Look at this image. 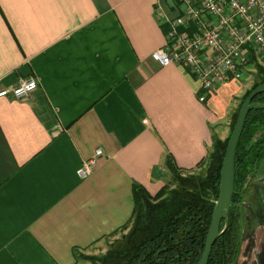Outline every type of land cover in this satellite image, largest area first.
<instances>
[{"label": "crops", "instance_id": "0c3cea01", "mask_svg": "<svg viewBox=\"0 0 264 264\" xmlns=\"http://www.w3.org/2000/svg\"><path fill=\"white\" fill-rule=\"evenodd\" d=\"M178 4L0 0V88L37 81L26 100L0 97V264L81 263L75 248L96 246L129 220L133 183L155 195L171 181L168 154L195 169L212 132L225 139L241 92L229 86L235 80L201 102L188 68L151 57ZM96 148L102 155L80 176ZM247 187L235 264H264V157Z\"/></svg>", "mask_w": 264, "mask_h": 264}, {"label": "trees", "instance_id": "16d2710c", "mask_svg": "<svg viewBox=\"0 0 264 264\" xmlns=\"http://www.w3.org/2000/svg\"><path fill=\"white\" fill-rule=\"evenodd\" d=\"M249 59V63L257 59L253 50ZM256 67L258 80L245 91L232 113L225 139L212 132L210 148L196 165L203 172L178 167L168 154L166 167L173 176L172 185L166 183L155 195H150L142 185L133 183V210L129 220L103 238L120 232L121 235L111 240L101 255L87 256L75 248L76 262L84 259L92 264H198L219 194L225 149L238 111L249 92L264 83V69L257 64ZM252 101L264 103V92ZM263 157L264 108L251 109L236 149L235 188L229 213L221 222L224 230L214 242L207 264H235L246 233L242 202L248 199L247 186L255 181Z\"/></svg>", "mask_w": 264, "mask_h": 264}, {"label": "built area", "instance_id": "2783aa9c", "mask_svg": "<svg viewBox=\"0 0 264 264\" xmlns=\"http://www.w3.org/2000/svg\"><path fill=\"white\" fill-rule=\"evenodd\" d=\"M178 13L166 18L168 29L162 48L151 57L160 65L188 68L199 82L203 102L219 85L241 79L250 50L264 51V0H179ZM37 88L34 78L20 79L0 88V97L26 100ZM102 149L84 160L78 173L91 174Z\"/></svg>", "mask_w": 264, "mask_h": 264}, {"label": "water", "instance_id": "95a60500", "mask_svg": "<svg viewBox=\"0 0 264 264\" xmlns=\"http://www.w3.org/2000/svg\"><path fill=\"white\" fill-rule=\"evenodd\" d=\"M264 92V83L256 85L247 95L240 106L237 118L230 134L224 153L220 171L219 194L215 201L212 217L206 235L205 245L198 264H207L211 248L224 229H221V222L228 216L234 188H235V156L239 139L244 127L247 113L251 109L264 108V103H254L252 100Z\"/></svg>", "mask_w": 264, "mask_h": 264}, {"label": "rangeland", "instance_id": "374dc122", "mask_svg": "<svg viewBox=\"0 0 264 264\" xmlns=\"http://www.w3.org/2000/svg\"><path fill=\"white\" fill-rule=\"evenodd\" d=\"M254 53V51H253ZM254 55L256 56V61L253 63H249L242 71V77L241 79H237L235 81H232L229 86H240L241 87V92L242 91H246L249 88L252 87V85L258 80V69L256 67V64L259 65L260 67H262L264 69V51L261 52H255ZM223 86V85H222ZM221 87V86H220ZM219 87V88H220ZM241 92L236 93V97L232 96L233 98H237V100H235L236 104H239L240 102V94ZM238 106V105H237ZM230 127V126H229ZM229 132V131H228ZM228 134V133H227ZM202 167L196 168L193 171L194 172H203V169H201ZM172 179V181H170V185H172L173 182V176L170 177ZM249 190L251 189L250 187ZM247 197V196H246ZM248 198V197H247ZM246 198V199H247ZM248 200V199H247ZM247 200H245L244 202H242L243 205L247 206ZM245 214L247 215L246 211L243 212V215L245 217ZM244 222H245V218H244ZM121 235L120 233H117L116 235H114L113 237L110 236L108 238H105L103 240H101L99 243L96 244V246H92L90 248H87L85 250H83V254L87 255V256H91V255H101L103 254L106 249L108 248V241L113 240L114 238H117ZM78 262H81L79 264H92L90 261L88 260H80Z\"/></svg>", "mask_w": 264, "mask_h": 264}, {"label": "flooded vegetation", "instance_id": "af4514ba", "mask_svg": "<svg viewBox=\"0 0 264 264\" xmlns=\"http://www.w3.org/2000/svg\"><path fill=\"white\" fill-rule=\"evenodd\" d=\"M260 191L262 192V191H264V187H261V189H260ZM252 201V198H248V200H247V203L248 202H251ZM244 202V201H243ZM243 205V204H242ZM243 207H244V209H245V211H246V213H247V215L245 214V224H246V222H247V219H248V213H250V207H249V204H247V206L246 205H243ZM258 217L261 215V213H260V209H258ZM251 214H252V211H251Z\"/></svg>", "mask_w": 264, "mask_h": 264}]
</instances>
